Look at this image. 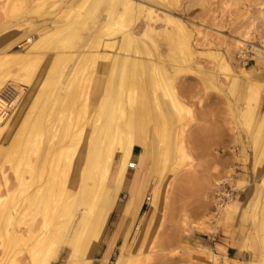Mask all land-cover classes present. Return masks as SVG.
<instances>
[{
	"label": "rangeland",
	"instance_id": "374dc122",
	"mask_svg": "<svg viewBox=\"0 0 264 264\" xmlns=\"http://www.w3.org/2000/svg\"><path fill=\"white\" fill-rule=\"evenodd\" d=\"M69 1L0 0V36L8 32L17 33L15 37H18L29 22L62 24L67 16L85 11L86 1L79 0L71 9H67ZM174 1L180 6L171 7V11L190 28L195 55L186 57L177 45L167 40L165 33L161 35L163 29L159 22L155 24V45L150 44L148 37H142V41L150 48V57L143 56L145 59L153 58L157 66H161L156 77H159L157 81L160 83H157L160 86L155 88L165 120L154 106L156 95L152 83L139 85L146 92L143 95L142 90H139L141 92L137 94L133 110L137 112L143 102L151 101L154 104V119L146 124L143 159L140 163L135 162L133 168L129 167L130 163H134L133 160H127L124 176L126 184L122 188L127 196L124 197L125 192L119 194L117 202L120 204L117 203L111 212L94 263L101 264L100 258L107 241L116 232L123 207L128 206L130 185L127 181L133 176V171L138 170L135 201L130 207L131 218L136 213L135 222L129 233V221L121 225L105 264H115L119 255L125 258V264H264V76L259 74V79L255 77L264 67V0H168L169 4ZM146 2L158 9L168 5L160 0ZM103 16H100V21ZM131 18L130 27L142 33L146 17L139 14ZM123 24L117 23L108 30L113 34L112 38L121 36ZM196 26L204 34H196ZM247 31L250 34L246 38H250L252 44L248 50L250 60L245 67L250 70L257 61L259 68L254 69L249 79L261 80L262 86L258 102L249 98L245 104V92L250 80L242 84L246 80L237 77L243 63L235 53L234 43ZM95 33L96 28L86 31L85 41L92 40ZM210 40L214 43H210ZM174 45L177 50L173 49ZM209 49L215 52L218 59L215 55L198 54V51ZM223 57L231 72H227L219 62ZM11 67L0 69V76L3 75L7 81H12L10 76L17 70ZM43 88L46 92L49 90V86ZM164 89L169 95L163 92ZM111 100L109 96L108 102ZM176 101L181 102L178 109L173 107ZM247 104L254 106L252 113L249 111L245 114L243 111ZM126 112H129V108L123 109L121 116L124 117ZM156 125L165 130L163 142L154 135ZM59 130V135L63 136L65 130ZM55 141L57 139L53 140L55 146L61 144L59 140L58 143ZM137 150L135 147L134 155ZM225 177H231L236 190L234 201L229 203L227 210L216 207L212 198L215 183ZM24 196L22 193L16 198L22 199ZM147 196L150 197V203L144 205ZM9 205L12 206V200L0 212V261L5 264L20 260L37 242L38 235H28L26 231L32 224L37 229L43 228L44 232L60 231L62 237L70 233L82 208L79 207L73 220L68 221L66 216L52 219L53 214L50 212L42 215L38 210H13ZM237 216L241 219L234 221L233 217ZM15 228L25 238L16 239ZM230 233L233 237H241L243 247L248 251L253 252L257 245L258 255L253 254V257L240 261L228 259L222 242ZM62 241L57 244L62 253L60 260H54L52 264H62L65 260L63 250L67 245Z\"/></svg>",
	"mask_w": 264,
	"mask_h": 264
},
{
	"label": "bare ground",
	"instance_id": "6f19581e",
	"mask_svg": "<svg viewBox=\"0 0 264 264\" xmlns=\"http://www.w3.org/2000/svg\"><path fill=\"white\" fill-rule=\"evenodd\" d=\"M77 1L67 2V9ZM83 1H86L85 11L67 16L62 24L29 22L18 37H15L17 33L8 32L0 36V69L11 66L17 69L14 74L10 73L12 81L0 76V212L12 200V206H9L13 210H38L42 215L50 212L52 219L66 216L70 221L82 207L68 235L61 237L60 231L53 229L44 232L43 228L37 229L33 224L27 228L28 235H38L37 242L12 264H52L62 255L57 245L61 240L67 245L63 250L65 260L62 264H95L104 229L126 184L127 160L132 159L135 147L139 149L137 162L143 159L146 124L154 119L151 101L143 102L137 112L133 110L137 94L142 90L140 86L151 82L156 95L155 86L160 83L156 77L161 66H157L153 58L143 56L150 57V48L142 37H148L150 44L155 45V24L159 22L163 29L161 35L165 33L167 40L177 45L186 57L195 55L190 28L171 11V7L180 6L178 2L169 4L170 0H160L168 5L158 9L147 0ZM139 14L146 17L142 33L130 27L131 16ZM101 15L105 16L100 21ZM117 23H124V28L120 37L112 38L113 34L108 30ZM93 28H96L93 39L86 42V31ZM196 34L204 32L196 26ZM249 34L247 31L234 43L235 53L243 63L237 75L246 80L242 84H246L254 69L259 68L257 61L250 70L245 67L250 60L248 50L252 44L250 38H246ZM175 45L172 47L177 50ZM201 53L215 55L211 49L198 51ZM219 62L231 72L224 57ZM258 74L264 76V67ZM47 86L49 90L46 92L43 87ZM261 86V80H250L245 104L249 98L258 102ZM142 92L144 95L145 88ZM163 92L169 93L167 89ZM109 96L112 100L108 102ZM155 101L154 106L165 120L157 95ZM248 104L243 110L245 114L254 109ZM173 107L180 108L181 102L176 101ZM128 108L129 112L122 117V110ZM59 128L65 130L63 136L59 135ZM154 135L163 142L164 128L156 125ZM56 139L55 143H61L59 146L53 143ZM138 177V170H134L127 181L130 185L128 206L123 207L116 232L107 241L101 264L108 259L124 221H129L128 233L135 222L136 213L131 218L130 207L135 201ZM22 193L24 198H16ZM229 206L227 204L222 209L227 210ZM14 231L15 238L24 237L21 231ZM0 264L5 263L0 261ZM115 264H125V258L117 256Z\"/></svg>",
	"mask_w": 264,
	"mask_h": 264
},
{
	"label": "crops",
	"instance_id": "0c3cea01",
	"mask_svg": "<svg viewBox=\"0 0 264 264\" xmlns=\"http://www.w3.org/2000/svg\"><path fill=\"white\" fill-rule=\"evenodd\" d=\"M259 58H261V57H259ZM255 77L259 79L258 72L255 74ZM137 151H139V149ZM137 157H138V153L136 155H134V152H133L132 153V160L134 163L137 162ZM121 192L126 193V195H124V197L127 196V192L125 191V189L121 190L120 193ZM117 203L120 204V202H117ZM115 210H117V209H115ZM240 219H241V217H239V216H237L235 218L233 217L234 221L235 220L237 221ZM223 239H225V242H222L223 243L222 245L226 249V255H227L228 259H237L240 261L241 259L251 258V257H253L251 255H253V254L258 255V253H259L257 245H255V250L253 252L244 249V247H243L244 242L242 241V238L238 237V236L233 237V235L231 233L229 234L228 237H224Z\"/></svg>",
	"mask_w": 264,
	"mask_h": 264
},
{
	"label": "built area",
	"instance_id": "2783aa9c",
	"mask_svg": "<svg viewBox=\"0 0 264 264\" xmlns=\"http://www.w3.org/2000/svg\"><path fill=\"white\" fill-rule=\"evenodd\" d=\"M135 163H130V168H133ZM236 190L232 185L231 177H225L220 181L216 182L213 191L212 198L218 208H223L227 204L234 201ZM150 203V197L147 196L143 202L144 205Z\"/></svg>",
	"mask_w": 264,
	"mask_h": 264
}]
</instances>
